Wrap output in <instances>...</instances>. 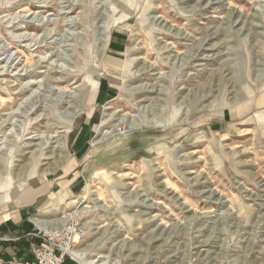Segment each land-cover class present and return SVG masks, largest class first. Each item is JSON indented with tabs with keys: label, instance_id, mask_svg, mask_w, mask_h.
Returning a JSON list of instances; mask_svg holds the SVG:
<instances>
[{
	"label": "rangeland",
	"instance_id": "rangeland-1",
	"mask_svg": "<svg viewBox=\"0 0 264 264\" xmlns=\"http://www.w3.org/2000/svg\"><path fill=\"white\" fill-rule=\"evenodd\" d=\"M0 102L1 208L30 221L88 196L60 225L106 264H264V0H0ZM114 110L136 128L93 144ZM36 131L65 142L64 167L25 148Z\"/></svg>",
	"mask_w": 264,
	"mask_h": 264
},
{
	"label": "bare ground",
	"instance_id": "bare-ground-1",
	"mask_svg": "<svg viewBox=\"0 0 264 264\" xmlns=\"http://www.w3.org/2000/svg\"><path fill=\"white\" fill-rule=\"evenodd\" d=\"M217 3V2H216ZM160 16H157V19L159 18ZM76 19V18H75ZM104 42V40H102ZM105 50V49H104ZM20 54H22L21 51H19ZM22 57V56H21ZM11 58V57H10ZM16 59V58H15ZM42 59V58H41ZM45 60V59H44ZM42 60V61H44ZM41 60H38L36 65H38V63H40ZM41 61V62H42ZM25 62V61H24ZM10 63H13V59L11 60ZM19 64V63H17ZM128 64L129 62H127V65L126 67H128ZM23 66V69L25 68H29L30 65L28 66L26 63H24ZM8 67V66H7ZM12 68V67H11ZM57 66H52V68H50L48 71V73L50 72H55L57 73V70L56 69ZM17 69V68H16ZM54 69V70H53ZM62 69V68H61ZM52 70V71H50ZM27 71L24 70V72ZM127 71H128V68H127ZM64 69L60 71V73H64ZM128 72H125L124 74H127ZM19 74V73H18ZM66 76H63V77H77L78 74H72V73H67L65 72L64 73ZM51 77V76H49ZM51 80L55 81V82H60V81H64V80H61L59 78H54L51 77ZM39 82V81H38ZM27 85H21L19 87V93H22V91H24L26 88H28V86H31V85H36L37 82H34V81H28L26 83ZM79 89H81L80 93L78 91V93H76L75 95H78V94H84V95H91L92 92L90 91L91 90V84H85V83H82L80 84L79 86ZM147 86H144V88H146ZM148 88H153L152 86L148 87ZM53 89V88H52ZM140 90V89H139ZM66 91V90H65ZM58 92V91H57ZM67 92V91H66ZM76 92V91H74ZM204 92V91H203ZM73 94V92H70V90L68 91V97H71ZM205 94V93H204ZM11 95V94H10ZM73 95V96H75ZM93 95V94H92ZM88 96V97H89ZM79 97V96H78ZM142 97V96H141ZM36 103V102H35ZM72 103L76 104L75 106L72 105ZM88 106H91V101H88L86 102ZM0 104H2L0 102ZM138 104V103H137ZM68 107H73V110L72 111H67V112H64V116L67 117V119H69V121L71 122L73 119H76L78 116H79V112L81 110V105L79 103H77L75 100L74 101H71V103L69 102V105ZM204 107V106H203ZM36 108V107H35ZM22 109V108H21ZM106 109H112V107L110 105H108ZM201 109V108H200ZM29 110V109H28ZM37 110V109H36ZM35 110V111H36ZM34 111V112H35ZM109 111V110H108ZM21 113V112H20ZM117 115H118V111L117 110H114L112 112H106L103 114V117H102V120L100 122V130L98 132V135L92 140V143L93 144H97V143H101L105 140H107L108 138L110 137H113L117 131V127L120 126L121 128H123V125L124 124H127L128 125V131H131L133 129L136 128L137 126V121L135 120L134 116L133 115H130L129 113H127L126 115H128L127 117H125L126 115H118V118H117ZM39 115H37V118L38 119ZM136 117V116H135ZM92 117H90V120L92 121L91 119ZM35 119V121H36ZM6 120H4L3 122H5ZM62 122V127L66 128V132H65V136L66 138L69 137V134L72 132L71 130V123L70 122ZM2 122V121H1ZM119 123V124H118ZM161 123V122H160ZM1 127V126H0ZM46 127V126H45ZM47 128H48V132L49 130H51V124L47 125ZM46 130V129H45ZM38 132V131H36ZM32 133V132H31ZM58 134L56 133V131L51 134L48 133L46 135H43L42 133L38 132V133H33L32 136L26 138L25 140H27V143L25 144V148L28 149V148H33L34 149H31L30 150V154L33 155V156H36V158L39 157V159L37 160V162L40 161V157L42 156H47L48 159H54L55 161V165L54 167H52L51 169L55 170L57 169V167L61 166V167H64L66 162H67V159H68V153H67V150H66V144L65 142L63 141H60V139L58 138ZM39 141L38 143H33V141ZM21 144V143H20ZM47 144V146L45 147L46 148H50L49 150V153L50 155H45L44 154V149L42 150V146ZM25 149V150H26ZM3 149L1 148L0 149V163H1V159L3 158ZM29 164V162L27 163H24L22 166H21V169L23 168H26L27 165ZM20 169V170H21ZM27 172V171H26ZM25 172V173H26ZM2 173L1 169H0V174ZM24 173V172H23ZM20 172H17V173H14L12 174V183L11 185H14L15 187H19L20 185H25L26 183V178H22ZM27 177H28V174H27ZM3 179L5 177H2ZM1 185H3L1 182H0V188H1ZM6 185H9V184H6ZM13 186V187H14ZM6 189V188H5ZM84 193V192H83ZM82 193V194H83ZM99 195V194H98ZM6 198L9 197L10 195L8 194V192L5 194ZM88 199V196L86 195H83L81 196L80 200H72L70 202V204L72 205V210L74 211H71L70 213H65L64 215L62 216H57V215H52L49 211L46 213L47 216H44V217H39V216H34L32 217V221L33 223H35L37 226H42V225H46V233L47 234H50V235H58L60 233V231L63 229V225H60L63 220H65L67 217H70V216H73L75 213L77 212H81V211H84V210H88V208H90L89 205L87 204H84V202ZM94 201H101V198L99 196L93 198ZM84 204V205H83ZM70 219H73V218H70ZM59 224V225H58ZM51 225V226H49ZM77 231H80V228H77L75 229ZM71 239H73V241L77 242V234L74 235V237H72ZM90 245V244H89ZM92 245V244H91ZM90 245V246H91ZM73 246V247H72ZM69 245L68 246V249L72 255V257L75 259V261L78 263V264H106V258H107V255H104V254H96L95 256L91 257V256H86V253H85V249L84 248H80L76 243H74L73 245Z\"/></svg>",
	"mask_w": 264,
	"mask_h": 264
},
{
	"label": "built area",
	"instance_id": "built-area-1",
	"mask_svg": "<svg viewBox=\"0 0 264 264\" xmlns=\"http://www.w3.org/2000/svg\"><path fill=\"white\" fill-rule=\"evenodd\" d=\"M30 221L33 224V229L31 227L24 236L29 237V241L22 244L20 251L17 250L16 254L10 258L4 259L0 256V264H78L68 249L69 245L72 246L76 242L71 239L74 237L73 235L77 234L76 224L67 221L60 233L54 236L46 233V225L37 226L31 219ZM58 236L69 237V241L57 244L55 238ZM3 240L0 238L1 242ZM2 250L3 248L0 246V252Z\"/></svg>",
	"mask_w": 264,
	"mask_h": 264
},
{
	"label": "crops",
	"instance_id": "crops-1",
	"mask_svg": "<svg viewBox=\"0 0 264 264\" xmlns=\"http://www.w3.org/2000/svg\"><path fill=\"white\" fill-rule=\"evenodd\" d=\"M36 192L31 193L32 200L30 201V205L26 204L25 206L30 207L36 201V199H38L42 195ZM14 200L18 202L19 199L13 197V200H11V202L14 206H23L21 202L14 203L16 202ZM26 203H28V201ZM0 205H2L1 202ZM9 205L3 208L0 207V238L4 239L2 242L0 241V246H2L3 248L2 252H0V256H2L4 259L10 258V256L15 255L17 250L20 251L21 245L29 241L28 237L24 236L30 231L31 227V221L28 220V215L33 214L29 210L24 212L19 211V208H17L16 210L15 208L12 209V207Z\"/></svg>",
	"mask_w": 264,
	"mask_h": 264
}]
</instances>
